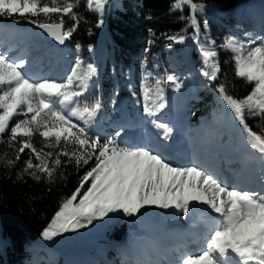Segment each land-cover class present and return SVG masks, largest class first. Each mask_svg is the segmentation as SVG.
<instances>
[{
    "label": "snow or ice",
    "instance_id": "obj_1",
    "mask_svg": "<svg viewBox=\"0 0 264 264\" xmlns=\"http://www.w3.org/2000/svg\"><path fill=\"white\" fill-rule=\"evenodd\" d=\"M109 2L85 0V7L99 15L96 27L102 26ZM78 6L79 0H0V17L25 19L63 45L82 19L75 11ZM185 6L189 8L186 19L194 30L192 39L204 60L200 75L209 82L215 81L221 71L215 41L208 46L199 44L200 29L195 13L202 12L204 6L194 0H174L171 9ZM65 17L73 21L70 27H65ZM244 36V40L228 37L219 47L232 54L230 62L235 76L252 84L251 91L243 98H236L228 94L223 83L215 90L241 126L247 146L259 154L257 158L264 165V128L256 132L246 122V113L264 118V37L253 38L249 32ZM166 38L176 43L186 39L181 34ZM82 63L77 59L66 79H34L24 71L25 58L14 59L7 51H0V139L7 134V147L15 153L14 158L0 154V161L14 167L21 154L29 150L21 173L37 181L43 176L49 182L67 163H74L79 170L94 161L80 177L75 191L60 203L40 236L51 241L64 233L86 228L94 220H103L110 213L135 216L145 206L174 208L187 217L195 205H203L206 206V215L201 218L203 230L193 241L198 250H178L176 259L169 264H264V183L259 188L229 185L196 164L174 165L159 147L148 143L122 147L116 140L119 131L101 142L89 132L102 110L101 99H83L97 69L89 63L82 71ZM150 77L148 74L144 80ZM151 79L154 83L141 84L143 111L152 118L150 122L158 130V139L167 141L174 129L155 117L166 107L164 85L174 86V90L182 85L174 74L167 72ZM73 117L78 123L73 122ZM36 134L44 141L39 149L32 142ZM59 174L63 178V172ZM136 264L159 262L137 261Z\"/></svg>",
    "mask_w": 264,
    "mask_h": 264
},
{
    "label": "rangeland",
    "instance_id": "obj_2",
    "mask_svg": "<svg viewBox=\"0 0 264 264\" xmlns=\"http://www.w3.org/2000/svg\"><path fill=\"white\" fill-rule=\"evenodd\" d=\"M122 3L123 0H110L107 5L109 10L106 7L103 17L107 14L114 15L116 10L122 8ZM258 3V0H249L239 4L228 14L219 13L216 11L214 5L206 9L203 7L202 12L195 13L199 20V44L208 46L212 41H215L217 52L231 56L232 54L229 51L219 47L226 38L235 37L244 40L245 32L251 33L253 38L264 37L261 35V31L254 28L255 25L253 23L255 18L258 20V16L263 14L262 8H260ZM245 4L248 5L240 8L241 5ZM244 12L248 14V18L252 19V21L250 19H244L246 15ZM93 13L96 17L97 24L99 15L95 12ZM40 19L43 21L44 17L41 16ZM17 20L19 22H16ZM205 21L207 22V27H205ZM210 27L213 28V34L210 33ZM20 29L21 31L18 35L17 32ZM193 35L194 33H191L186 37L185 42L181 43V50L179 52H181L184 58L191 49L199 58L202 57L193 48L195 43L192 39ZM15 36L17 39L15 43L7 45V40L15 38ZM108 36V31L103 24L101 27L95 26V33L93 34L94 45L89 53L91 58L98 57L102 43ZM257 43H259V40H257ZM0 51H7L14 59L25 58L27 60V66L24 71L34 79L49 77L60 81L66 79L67 75L70 74L71 68L75 65L77 59L83 62L81 66L82 71L86 70L87 65L91 63L90 58L86 57L83 48L80 47L77 49L76 45L71 42L62 48L56 45L49 46L46 43L41 29L34 24L28 23L25 19L15 16L12 18L0 17ZM165 60L166 66L164 65L161 68L156 66L155 62L150 63L151 68L143 70L137 88L134 87V64L130 62L128 67L123 69L121 63H118L117 75L114 76L115 83L110 81L111 86L106 90V93H103L104 99L100 94L101 86H98V84L92 86L93 77L91 78L86 96L83 99L92 100L95 97H99L103 105L95 122L89 128L92 136H98L101 142H103L106 138L114 136L119 131L121 134L119 137H116V140L122 147L143 143H148L154 147L155 140L158 138V130L150 122L152 118L144 114L141 84L146 82L154 83L151 77L163 75L165 72L170 73V70L177 71L179 66L178 59L176 58V54L168 47L165 48ZM148 74H151V77L148 81H145L144 78ZM115 86L116 89L113 90ZM164 89L166 107L155 118L159 122L168 123L173 129L178 130L176 132L180 135L179 139L182 150L181 152L174 153V159L172 160L174 165L192 166L196 164L202 170L205 169V166H210L212 169L208 171L221 180L222 177L216 173L223 168V161L220 160L219 163L217 157L209 156L206 152L207 147L210 144L215 149L224 148L226 150L233 145V148L240 146L245 148L243 149L245 150L244 152H251V154L255 155L254 173L258 176L256 178L258 179L257 184L261 186L264 183V178H262L264 177V165L257 158L259 154L250 149L247 144H240V141L245 139L244 134L242 133L241 126L234 120L227 106H225L223 112L215 115L212 108L208 105L204 108L205 116L195 117L194 108L189 107L187 109L186 106L188 105L186 102L191 99L190 94L182 90V87L179 90H174V86L169 87L164 85ZM20 118L22 117H16L15 119ZM15 119L12 121L13 124L15 123ZM72 120L74 123H78L75 117ZM176 123L178 124L177 126ZM5 135L7 136V134ZM217 135L224 139L223 144L214 143L212 136ZM35 138L43 140L38 134L34 135L32 139L34 145ZM231 150L232 152L235 151V149ZM234 153L237 154V152ZM181 156L183 157V161L175 159ZM218 163L219 166L217 167L216 165ZM235 180L236 178L228 180V184H236L234 182ZM238 181L237 184H241ZM202 207L205 206L195 205L193 211L187 217L174 208L160 209L155 206H145L135 216H125L122 212L110 213L109 216L105 217L104 221H111L112 218L114 221L118 219L122 223L121 226L118 225L120 226L119 230H121L113 244V249L118 254L116 262L118 264H132L134 262L135 264L136 259H138L137 261H142L141 259L139 260V257H144L141 253L144 250V243L147 240L152 242V248L149 249L151 252L155 250L156 246L158 248L160 245L163 247L164 253H166L165 259L167 264L170 261H174L180 251L174 248L176 246L175 244L178 241L180 242L181 238H189L190 233H193V238L203 230V227L201 228L203 226L202 221L200 225L197 222L196 226H199V229L194 226L192 227L199 230L198 233L194 232V229H191V226L195 225L196 219L200 221L206 215L203 214ZM95 224H100V220H94L86 228L91 229ZM183 234H186V236L183 237ZM62 242H58L57 239L56 241H49L51 246H46L45 251L53 256H58L57 251H60L59 253L63 252L61 255V264H97V254L102 247L100 246V242H96V239L92 240V243L95 242L94 247L96 248L93 252L85 249L77 250L70 246L68 242ZM188 246V251L198 250L194 242L190 241ZM26 248L31 253L40 250V247L36 244L26 245ZM146 250L149 252L148 248Z\"/></svg>",
    "mask_w": 264,
    "mask_h": 264
},
{
    "label": "trees",
    "instance_id": "obj_3",
    "mask_svg": "<svg viewBox=\"0 0 264 264\" xmlns=\"http://www.w3.org/2000/svg\"><path fill=\"white\" fill-rule=\"evenodd\" d=\"M247 1L249 0H194L205 9L214 5L216 11L221 14H228L236 6ZM173 2L174 0H123L122 8L116 10L114 15L107 14L103 17V25L109 36L104 39L98 57L91 58L89 53L94 45L96 17L85 7V0H79L75 11L82 19L72 34L71 43L79 44L97 69L92 78V86H101L100 94L103 99V93L111 86L110 81L115 83L118 63H121L123 69H126L130 62L134 64V87L137 88L143 70L151 68L150 63L155 62L160 68L166 66L165 48L168 47L176 54L179 65L177 71L169 72L179 79L182 90L191 95V99L186 102L187 109L194 108V116L203 117L206 115L204 108L209 105L214 114L218 115L226 106L215 90L219 84H225L228 94L236 98L248 95L253 85L246 83L243 78L236 77L230 62L231 56L220 52L216 58L221 69L218 79L209 82L200 75L204 70L203 57L199 58L191 49L184 58L179 52L181 43L166 38L176 34L187 37L194 33L186 19L189 16V8L185 6L173 11ZM107 8L109 10V7ZM196 18L198 20L197 16ZM72 23L71 19L65 17L66 28ZM209 30L213 34V28L210 27ZM149 40L152 41L151 44L148 43ZM193 48L201 54L196 42ZM115 89L116 86L113 90ZM246 122L253 131L260 132L261 128H264V118L260 116H249L246 113ZM212 139L214 143H224V139L219 135L212 136ZM7 141L6 135L0 139V154L7 153L9 158H14L15 153L7 147ZM43 143V140L35 138L37 148H41ZM28 153L29 150H25L14 167H8L0 161V264H61L63 252L57 251L58 256L48 254L45 247L50 243L45 241L40 233L50 222L60 203L75 191L80 177L93 166L94 161L81 166L79 170L74 163H67L57 170L51 182L43 176L37 181L21 173ZM60 172H63V178ZM18 174H21L20 179L17 178ZM104 220L105 218L100 220V224L93 225L91 229L83 228L76 232L64 233L53 240L68 242L77 250L93 252L96 248L92 240L96 239L102 247L97 254V264H118V254L113 249V244L118 238L122 223L118 219ZM31 244L38 245L40 250L31 253L26 248V245Z\"/></svg>",
    "mask_w": 264,
    "mask_h": 264
},
{
    "label": "bare ground",
    "instance_id": "obj_4",
    "mask_svg": "<svg viewBox=\"0 0 264 264\" xmlns=\"http://www.w3.org/2000/svg\"><path fill=\"white\" fill-rule=\"evenodd\" d=\"M258 1H259L258 5L260 6V8H262V13L263 14L258 16L259 17L258 20L255 18V21L253 23L255 25L254 28H257L259 31H261V33H262L261 35L264 36V31H263V25H264V3H262L264 1H260V0H258ZM247 5L248 4L241 5L240 8H244ZM250 14H252V13H250ZM247 15L248 14L245 15L244 19L249 20L250 18H248ZM250 21H252V19H250ZM256 24H257V26H256ZM20 31H21V29L17 32L18 35L20 34ZM30 36H32V35L30 34ZM16 40H17L16 36H15V38L8 39L7 40L8 41L7 45L15 43ZM163 118L166 119L165 116H163ZM177 125L178 124L176 123V126ZM176 131H178V130L174 129L173 133L171 134V136H170L171 137L170 138L171 141H163V140H160V139L157 138L155 140V144L153 145L154 147H159L160 150L163 152V154L165 156H167V157L170 156L169 154H166L168 152V150H170V152H172V153L181 152V150H182V145L180 146V139H178L180 135L177 134ZM159 135H162V132H159ZM175 138H176L177 141L174 142ZM238 139H239V136H238ZM240 144H242V145L246 144V140L245 139L241 140ZM233 146L231 148H227L226 147L227 148L226 150L224 148L215 149L210 144L207 147L206 152H207V154L209 156L217 157V159H219V163H220V160L223 161V163H222L223 168L221 169V171H217L216 174L217 175L219 174V176L222 177L221 181H224V182H227V183H228V180H230L232 178H236V180L234 181L236 184H237V181L239 180L238 182H240L241 185H247L249 187L259 188L260 186L257 184L258 179H256L258 176H256L255 173H254V171H255V164H254L255 155L251 154V152H248V153L244 152L245 151V150H243V149H245L244 147L237 146L236 148H233ZM231 149H233V150L235 149V151L232 152ZM223 150H225V151H223ZM234 152H237V154L234 153ZM175 159L183 161V157L182 156L180 158L176 157ZM219 163L217 165L216 164L215 165L218 167ZM204 168L207 171L212 169V168H210V166H205ZM202 211H203V214H206V206L202 207ZM208 211H210V210H208ZM201 221H202L201 219H200V221L199 220L197 221V219H196V223H194L195 225L191 226V229L192 230L194 229V228H192L193 226L195 228L199 229V226H196V225H197V222L200 225ZM202 227L203 226H201V228ZM198 231L199 230L194 229V232L198 233ZM199 234H200V232L196 235V237ZM182 236L185 237L186 234H183ZM192 236H193V233H190L189 238H187V237H185V239L181 238V241L180 242L178 241L175 244L176 246L174 248L175 249H179L180 251H184V250L188 251V248H189L188 243L190 241L193 242L194 239H195V237L192 238ZM196 247L198 249V245L197 244H196ZM146 248H148V250L152 248V242L150 240H147L144 243V250H142V253H141V255H143L144 257H142V258L139 257V260L141 259L142 261H153V262H159V264H167V261L165 259L166 253H164V251L160 252L158 250L157 246L155 247V250L153 252H151V250H149V252H148L146 250ZM137 260L138 259L135 260V264H136ZM132 264H134V262Z\"/></svg>",
    "mask_w": 264,
    "mask_h": 264
},
{
    "label": "water",
    "instance_id": "obj_5",
    "mask_svg": "<svg viewBox=\"0 0 264 264\" xmlns=\"http://www.w3.org/2000/svg\"><path fill=\"white\" fill-rule=\"evenodd\" d=\"M260 1H264V0H260ZM43 32V31H42ZM43 36L46 40V43L49 45V46H52V45H56L58 46L59 48H62L64 45L68 44L69 42H71V38L69 40H66L65 43L63 45L59 44L58 42L52 40L50 37L47 36L46 33L43 32Z\"/></svg>",
    "mask_w": 264,
    "mask_h": 264
}]
</instances>
